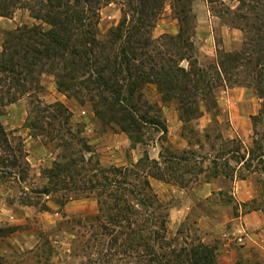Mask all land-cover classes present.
<instances>
[{"label": "rangeland", "instance_id": "1", "mask_svg": "<svg viewBox=\"0 0 264 264\" xmlns=\"http://www.w3.org/2000/svg\"><path fill=\"white\" fill-rule=\"evenodd\" d=\"M52 1L69 15L58 45L41 35L52 27L48 0H0V264H132L91 261L75 219L98 210L95 192L78 189L82 177L139 160L174 244L209 246L215 264H264V0H149L143 12L125 0ZM30 28L17 66L5 64ZM130 45L141 52L133 66L192 73L165 88H186L184 104L163 102L152 81L132 86ZM103 66L121 92L132 89L130 101L90 88ZM215 170L244 179V192L233 181L201 190Z\"/></svg>", "mask_w": 264, "mask_h": 264}, {"label": "trees", "instance_id": "2", "mask_svg": "<svg viewBox=\"0 0 264 264\" xmlns=\"http://www.w3.org/2000/svg\"><path fill=\"white\" fill-rule=\"evenodd\" d=\"M134 0H125L127 8L131 11L143 12L148 8L149 0H142L141 4L134 5ZM52 0H48L47 6L48 11L46 16L50 13L53 14L51 17V29L47 32L42 33V36H46L50 44L58 45L60 43V31L58 29L66 28L64 21L67 19L68 9L56 8ZM151 9H155L152 6ZM36 18H40L38 15ZM35 28V26H33ZM56 27L58 28L56 30ZM132 30L135 29V25H132ZM119 27H117L118 31ZM34 33L33 29H25L15 35L16 43H14L8 57L3 59L5 64L10 66H17V62L13 56L18 54V46L22 47L20 43L23 35H26L28 39L32 38ZM46 33V34H45ZM116 36L115 31L110 32ZM23 47H30L28 44ZM129 57L126 60V70L133 69L127 72V77H132V86L140 85L147 81L155 83L159 91L162 93V101H166L169 98H178L179 104H184L185 96L183 91L186 88H182L180 91H174L172 94L165 91L166 86L171 89L175 88V79L177 73L182 75L187 82H191L192 73L188 75L184 70L177 68L175 71H165L163 67L155 69L153 65L149 67V70L143 69L144 61H140L138 65H131L128 63L131 59H137V50L134 49L133 45H130ZM38 54V52H37ZM161 54V53H159ZM149 60L154 61V56L149 57ZM90 64V63H89ZM106 67L109 64L106 63ZM128 68V69H127ZM163 68V69H162ZM104 66L98 71L96 78H93L92 89H108L111 93L110 102L111 104L116 102H128L133 96L131 88L127 92H121L122 85L118 84L116 80H112L108 76L103 74ZM66 75L69 71L65 72ZM203 75L199 74L196 82H198ZM195 82V81H194ZM195 82V83H196ZM58 86L67 87L63 82L58 81ZM197 87V84H195ZM165 91V92H164ZM124 113L128 115L126 107L123 108ZM143 117V116H142ZM141 117V118H142ZM131 120L134 121V117L130 116ZM135 122V121H134ZM132 123V122H131ZM184 160V157L181 158ZM141 160L136 164L131 165L132 167H116L111 166L106 170H97L91 173L87 178H83V187H79V190H91L95 192L98 210L96 213L85 215L83 219L77 218L76 224L83 227L84 232L80 233L81 246L87 251V255L90 256L91 261L96 262H107L119 256H126L134 259L132 264H215V255L213 250L200 242L195 241L190 243L189 246L176 245L174 244V238L167 236V231L163 222L158 223V219L155 216L154 206L157 203V196L152 190V187L148 179L139 174L134 170ZM171 170V167L168 169ZM60 168L54 167L51 171L53 176L58 178ZM190 170L188 169L187 172ZM68 170L67 181L73 178V175L69 174ZM219 171L213 172V177L219 175ZM100 176L99 179L97 176ZM226 175V174H225ZM96 177V178H95ZM65 179V178H64ZM62 179H59L60 181ZM65 180V181H66ZM73 180V179H72ZM63 181V180H62ZM58 183L56 182L55 185ZM67 189V187L63 188ZM67 199L71 198L65 196ZM84 234L87 236L84 239ZM105 245V247H104Z\"/></svg>", "mask_w": 264, "mask_h": 264}, {"label": "crops", "instance_id": "3", "mask_svg": "<svg viewBox=\"0 0 264 264\" xmlns=\"http://www.w3.org/2000/svg\"><path fill=\"white\" fill-rule=\"evenodd\" d=\"M236 179V178H235ZM235 182V184H238L237 186L241 189L239 192L243 193L244 192V188H245V180L244 179H239L237 180H233L231 178H229L228 176H225L223 174H219L216 176V178L212 181H206L203 184H201L200 189L201 190H208L209 193H211L212 191H220V190H224L225 188H228L229 186H231L230 184ZM160 184H165L160 182ZM69 204H72L74 206H77L78 210H82V208H84L85 205L81 204L84 203L83 201H80V203L78 202H73V201H68ZM71 206V205H70ZM183 208H185V206H183Z\"/></svg>", "mask_w": 264, "mask_h": 264}]
</instances>
